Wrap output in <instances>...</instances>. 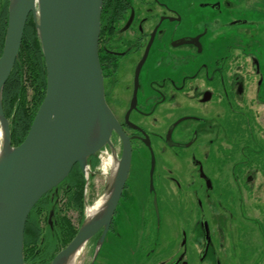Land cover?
<instances>
[{"label":"flooded vegetation","instance_id":"obj_1","mask_svg":"<svg viewBox=\"0 0 264 264\" xmlns=\"http://www.w3.org/2000/svg\"><path fill=\"white\" fill-rule=\"evenodd\" d=\"M257 3L103 0L99 59L120 134L101 152L119 166L126 151L130 166L101 245L103 230L76 264H264V51L236 30L261 18ZM102 162L44 196L25 264H51L110 194L116 174L89 191Z\"/></svg>","mask_w":264,"mask_h":264},{"label":"water","instance_id":"obj_2","mask_svg":"<svg viewBox=\"0 0 264 264\" xmlns=\"http://www.w3.org/2000/svg\"><path fill=\"white\" fill-rule=\"evenodd\" d=\"M102 9L103 0H9L0 56V264H25V230L35 206L66 180L75 165L84 173L92 158L111 145L113 132L120 134L105 100L99 59ZM31 15L45 60L47 88L27 137L14 147L3 92ZM129 166L125 151L105 210L94 219L88 212L76 237L51 264H69L103 230L101 245Z\"/></svg>","mask_w":264,"mask_h":264},{"label":"trees","instance_id":"obj_3","mask_svg":"<svg viewBox=\"0 0 264 264\" xmlns=\"http://www.w3.org/2000/svg\"><path fill=\"white\" fill-rule=\"evenodd\" d=\"M8 6L9 0H0V56L3 50L7 28ZM248 46L251 47L250 44H248ZM46 88L47 74L45 60L37 36L35 23L31 15L26 24L19 59L15 64L3 92V107L5 115L10 122L12 145L14 147L19 146L27 137L36 113L45 97ZM30 89L33 93L31 100L28 98V90ZM73 175L76 177L77 173H73ZM83 189L84 180L82 179L77 186L76 192L82 193ZM44 198L45 197L35 206L26 225L25 256L27 247L32 251L31 254H35L34 251L43 239L38 220L40 214L37 210H39L40 204ZM66 201L67 199L65 203ZM72 201H74L76 209L82 211V197L77 196V198ZM68 226V234L63 245H67L77 233V230L70 232L71 228L69 223Z\"/></svg>","mask_w":264,"mask_h":264},{"label":"rangeland","instance_id":"obj_4","mask_svg":"<svg viewBox=\"0 0 264 264\" xmlns=\"http://www.w3.org/2000/svg\"><path fill=\"white\" fill-rule=\"evenodd\" d=\"M257 2L258 3L256 6L260 7V9H257V10L253 9V11L256 10L255 12H257V11L260 12L259 14H261V18H259V16L256 17V15H255L253 18H255L256 21H253L251 23V25L245 26L242 28L241 27L236 28L237 31L242 32L243 35L245 36L244 37L245 39L242 41V44H243V46H247L248 49L251 48L252 49L251 51L253 52L252 54H258L257 50H263L264 51V19H263L264 18V0H257ZM248 44H250L251 47H249ZM32 95H33V93L31 91V89L28 90L29 100H31ZM1 147H2V136H1V127H0V150H1ZM96 158H98L100 161L103 160V162L100 163V165L98 166V168L96 170L97 173L92 177L91 176L88 177V179H89L88 184H93V187H94V188L90 189L89 191L92 193V195L94 194L95 197L98 193L101 192V190L99 189V186L101 183V179H103L102 177H104L103 175H105V177H106V181L108 183V186H110L112 184V180H113L112 178L114 176V174L111 170V167L109 168L108 165H106V162L104 161V159H106L107 157L102 152H100V153H98ZM111 174H113V175H111ZM100 196L97 197L98 198L97 200H95V199H94V201L91 200L92 202H90V206H88V208L90 210H91V208H94L96 205H99L103 201L102 200L103 196L105 197L106 195L100 194ZM189 246H190V238H189ZM85 258L87 259V256ZM84 262H85V260L83 258L81 260L80 264H84Z\"/></svg>","mask_w":264,"mask_h":264},{"label":"bare ground","instance_id":"obj_5","mask_svg":"<svg viewBox=\"0 0 264 264\" xmlns=\"http://www.w3.org/2000/svg\"><path fill=\"white\" fill-rule=\"evenodd\" d=\"M106 165H108V167L112 169V172H114V175L116 174L117 172V166H118V163L116 164V162L112 161L111 159H109L107 162H106ZM113 175V174H111ZM114 178V177H113ZM115 179V178H114ZM107 203H108V198L105 197V199L99 204L97 205L95 208L91 209L89 211V218L90 219H94L95 217L99 216L100 214L103 213V211L105 210L106 206H107ZM93 206V205H92ZM103 208V209H102ZM88 209V208H87ZM82 250H80L77 255L70 261L69 264H75L76 261H77V258L79 256V253L81 252Z\"/></svg>","mask_w":264,"mask_h":264}]
</instances>
